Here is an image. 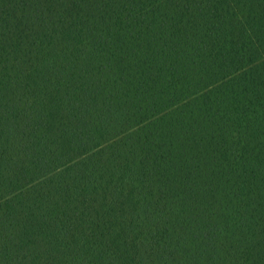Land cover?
<instances>
[{
    "label": "trees",
    "instance_id": "trees-1",
    "mask_svg": "<svg viewBox=\"0 0 264 264\" xmlns=\"http://www.w3.org/2000/svg\"><path fill=\"white\" fill-rule=\"evenodd\" d=\"M0 264H264V0H0Z\"/></svg>",
    "mask_w": 264,
    "mask_h": 264
}]
</instances>
